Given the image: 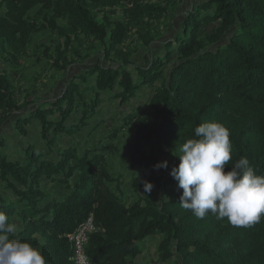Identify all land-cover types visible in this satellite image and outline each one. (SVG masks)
Here are the masks:
<instances>
[{"label":"trees","instance_id":"16d2710c","mask_svg":"<svg viewBox=\"0 0 264 264\" xmlns=\"http://www.w3.org/2000/svg\"><path fill=\"white\" fill-rule=\"evenodd\" d=\"M38 6L57 17L67 16L75 32L95 36L106 56L119 51L127 33L122 22H115L108 35L88 0H0V110L7 115L19 104L1 73V54L27 51L33 31L28 15ZM144 8L133 0L128 17L142 22L147 18ZM192 9L164 52L146 65L127 58L117 65L98 63L71 78L59 96L18 118L16 128L22 135L28 124L38 121L51 158L32 146L24 148L25 162L10 160L0 151V183L16 197L10 201L0 193V211L18 225L14 238L39 246L47 264H73L68 235L90 214L98 230L89 237L87 254L96 264H139V243L152 235H162L164 264H264V215L251 227L233 226L211 212L198 219L181 207L182 189L170 174L180 162L182 143L208 121L229 129L232 160L226 170L247 157L257 174H264V0H199ZM49 22L64 34L53 18ZM81 80L95 91L90 100L83 99ZM106 90L120 105L149 91L146 102L127 111L122 123L135 136L128 166L140 169L133 182L139 196L130 205L111 188L117 177L105 154L55 149L57 136L51 134L73 135L82 129L99 102V92ZM79 107L82 116L75 124L73 113ZM8 117L0 120V128ZM160 161H167L166 169L154 167ZM44 180L63 185L66 194L47 195ZM145 182L152 184L150 193L143 192Z\"/></svg>","mask_w":264,"mask_h":264},{"label":"rangeland","instance_id":"374dc122","mask_svg":"<svg viewBox=\"0 0 264 264\" xmlns=\"http://www.w3.org/2000/svg\"><path fill=\"white\" fill-rule=\"evenodd\" d=\"M132 1L102 0L94 4L88 0L96 20L108 27V35L115 27V22H122L127 29L125 39L118 47L119 51H112L110 56H106L103 42L95 36L72 30L67 16L57 17L50 9H42L40 6L31 10L28 20L33 31L27 51L16 56L5 52L1 54V73L9 80L12 96L19 104V109L11 115L0 110L1 121L9 116L0 128V147L3 142L6 144L0 151L10 160L25 162L27 158L24 148L31 146L33 150L51 158L46 142L40 135L41 127L38 121L28 124L27 134L22 135L16 128L20 116L42 105L45 99L59 96L71 78L98 63L117 65L127 58L136 64L146 65L164 52L166 43L182 29L185 18L199 0H138L147 12V18L142 22L128 17ZM51 18L63 29L64 34L51 27ZM211 28L212 25L208 26V31ZM151 38L153 40L148 44L147 41ZM66 62L69 66L63 69ZM93 79L89 78L91 82ZM79 85L83 99L90 100L95 91L86 87L82 80ZM142 94L143 97L120 105L119 100L113 98L109 90L101 91L99 102L82 129L75 131L73 135L51 132L53 136H57L55 149L76 147L82 155H92L95 151L105 154L111 174L117 177V181L111 183V188L126 205L138 199L139 194L134 191L133 182L140 169L128 166L134 154L135 136L132 128L122 123L129 115L127 111L146 102L149 91L144 90ZM80 109L81 107L73 113L75 124L80 122ZM3 186V183H0V193L10 201L15 200L14 192L6 190ZM43 187L51 197H62L66 194V189L61 184L44 180ZM161 240L162 235H152L140 242L137 262L164 264L160 260Z\"/></svg>","mask_w":264,"mask_h":264},{"label":"clouds","instance_id":"9594fccd","mask_svg":"<svg viewBox=\"0 0 264 264\" xmlns=\"http://www.w3.org/2000/svg\"><path fill=\"white\" fill-rule=\"evenodd\" d=\"M180 162L171 175L182 189L179 203L198 219L209 212L236 227H251L264 215V174H257L247 157H241L226 170L232 160L229 129L219 121H208L194 128L179 150ZM160 161L156 169L167 168ZM151 182L143 192L150 193ZM18 225L0 211V264H47L42 249L14 238Z\"/></svg>","mask_w":264,"mask_h":264},{"label":"built area","instance_id":"2783aa9c","mask_svg":"<svg viewBox=\"0 0 264 264\" xmlns=\"http://www.w3.org/2000/svg\"><path fill=\"white\" fill-rule=\"evenodd\" d=\"M98 230L94 217L92 214L82 222L75 230V232L68 235L73 247V254L71 260L73 264H96L87 254V245L89 237L92 233Z\"/></svg>","mask_w":264,"mask_h":264}]
</instances>
